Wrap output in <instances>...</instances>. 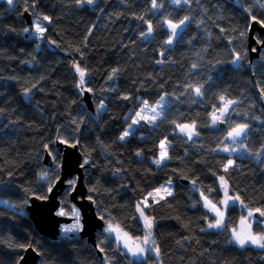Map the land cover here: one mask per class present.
Returning a JSON list of instances; mask_svg holds the SVG:
<instances>
[{"label":"trees","instance_id":"trees-1","mask_svg":"<svg viewBox=\"0 0 264 264\" xmlns=\"http://www.w3.org/2000/svg\"><path fill=\"white\" fill-rule=\"evenodd\" d=\"M156 5L0 1V264H17L29 246L40 254L37 264H264V248L232 242L239 206L226 209L221 229H210L203 202H221L223 177L242 207L264 210V48L250 60L248 45L250 18L264 17V0ZM25 11L32 19L50 18L40 39L32 36ZM171 24L180 25L175 36ZM74 64L86 70L83 90ZM88 89L95 113L82 99ZM162 98L161 117L152 125L141 121L121 140L141 104ZM185 124L195 128V137L177 132ZM238 125L247 126L244 154L232 158L222 148ZM56 141L77 144L87 166V196L104 220L96 246L79 231L44 237L28 217L29 200L47 196L52 178L60 176ZM164 141L167 158L157 165ZM46 150L52 167L42 164ZM45 172L48 179H41ZM165 182L172 183V194L149 201L145 210L157 257L135 260L106 228L111 223L130 239H143L136 206ZM67 186L59 211L70 213ZM258 224L254 233L264 234Z\"/></svg>","mask_w":264,"mask_h":264},{"label":"water","instance_id":"water-1","mask_svg":"<svg viewBox=\"0 0 264 264\" xmlns=\"http://www.w3.org/2000/svg\"><path fill=\"white\" fill-rule=\"evenodd\" d=\"M24 19L27 21L28 25H31L30 13L28 11H25ZM248 34L249 56L250 60H253L259 57L261 48H264V43H257V39L264 41V27L252 21ZM255 35H257V38ZM253 49H255V51H253ZM82 99L85 106L92 113H95L93 99L88 90H84ZM56 146L58 153L61 155L60 176L55 181V187L47 194V199H39L33 196L29 200L25 208L28 217L32 220L34 228L40 235L56 240L61 232L60 227L62 225H68L74 220L69 216H58L56 213L59 211L60 207V196L68 187L66 181L75 178L76 183L74 190L70 191L69 197L70 201L81 213L80 219L83 228L79 231V235L93 246H96L95 237L97 232L104 230V220L97 215L93 201L87 196V188L86 185H84L83 174L87 166L83 163L82 153L79 151L77 144L73 146L68 143L56 141ZM44 154L42 164L47 167H52L51 154H49L47 150ZM255 217H257L259 221L263 220L258 212L255 213ZM39 259L40 254L37 253L32 246H29L25 249L23 256L17 264H37Z\"/></svg>","mask_w":264,"mask_h":264},{"label":"rangeland","instance_id":"rangeland-1","mask_svg":"<svg viewBox=\"0 0 264 264\" xmlns=\"http://www.w3.org/2000/svg\"><path fill=\"white\" fill-rule=\"evenodd\" d=\"M0 1H2V0H0ZM4 1L7 2V0H4ZM30 21H31L30 27H31L32 36H34L35 38H39L40 39L44 32L40 33V32L36 31V23L39 22L40 26L42 28H45L46 20H44L43 18L32 19L31 16H30ZM164 106H165V104H164V99L163 98H162V100H160L159 102H157L154 105H148L147 103H142L140 108L136 112V113H139L140 115L137 116L136 113L133 115V118L131 120V124L128 127V129H126V131L130 134V132L134 129L133 127L136 126L141 121H144V122H146L149 125H152L153 123H155L161 117V113H162V110L164 109ZM103 109H104V107H101V110H103ZM227 110H228V106L224 107L221 111H218V113L215 114L214 117H213V122L215 124H217L218 122H222L223 121V117L227 113L226 112ZM133 121H137V122L133 123ZM185 126H187V127H185L183 131L181 130L182 126H179L177 128V132L179 134L183 135V136L186 135L189 138L195 137V135H196L195 128L192 125H186L185 124ZM123 134H122V136H123ZM243 135H244V132L240 136L235 137V138L230 137L228 135L224 148H228L229 151H227V152L223 151L224 148H222V151L224 153H226L227 155H229V157L232 156V158L233 157H237V156H242V154H244V146L241 144V140L243 138ZM163 144H164V148L163 149L161 147H159L160 153L162 151H166L167 152V148H166L167 147V143L164 141ZM160 153H159L158 159L160 158ZM165 160H166V158L161 162V164L164 163ZM231 162L233 163V159H231ZM231 164L228 163L227 166H231ZM219 186H220V190L222 191V198L220 200L221 202L219 204H213L211 202V204L209 206H207V207L205 206V208H206L207 212L210 214V216L212 218L210 224H215L217 219L220 218V217L217 216V211H219L220 213L223 214V220H222V224H221L220 227H210V229H221L223 227V225H224L223 222H224L225 216H226V212H225L226 209L229 206L233 205V204H237L239 206V209H240L242 215H241V218L237 222L238 224L234 228L235 231L238 232V233H241L242 235H246L248 232H251L253 235L259 236L261 234L254 233V229L256 227L257 222H260V224H258L259 228H261L263 233H264V221H259L258 218L255 217V213H256L255 211H253V215L251 217H249L247 215L249 209H247L245 207H242V205L240 204L239 201H235L234 202L233 200H227V204L226 205L222 203V201L227 199V197H225V195H224V190H225V187L226 188H228V187H227V183L226 184L222 183L221 180L219 181ZM156 189H160L159 194H155ZM156 189L154 191L150 192V193H154V196L147 195L144 198V200L139 202L141 207L144 208V212H145V210L147 208V207H144L145 203L147 205H149L148 204L149 201L150 202H155V201H158L160 199L166 198V196H169L168 193L172 194V183L171 182L170 183L169 182H165L163 185H161L160 187H158ZM227 191H228V196H231L229 194V190L228 189H227ZM161 197H163V198H161ZM233 197H235V196H233ZM203 202L206 203L205 200H203ZM213 205L215 206L216 210H213V207H212ZM137 214H138V216H139V218H140V220L142 222L143 227H145L144 219L140 216L138 211H137ZM145 215H146V212H145ZM242 220L244 221L243 224L241 223ZM73 223H75V221ZM80 223H81V219H80ZM70 225L71 224L62 225L60 227L61 232H62L63 227L70 226ZM145 229H146V234H145V236H146L148 234V232H149V229L147 227H145ZM152 229H153V221H152V228L150 230L151 233H152ZM119 232H120V236L122 237V239H120V240L116 239V234L115 233H112L110 235L111 236L113 235L114 239H116L117 245L120 248V250H122L123 252H126L127 254H129L133 259H135V260L136 259H143L145 256H147L148 253L152 254L155 258L157 257L156 249H154V243H153V240H152L151 236L149 237L148 243L145 244L144 243V237L145 236L143 237V239H139V240L135 239V240H133V239H130L126 234L122 233L120 230H119ZM231 234H232V242H233V244L234 245L236 244V245L240 246L233 239V230H232ZM125 243H127V245H128L127 248L124 247ZM246 245L253 246L255 248L258 247L257 245L250 244V243L245 244L243 247H246ZM138 248H143L144 252L142 254L134 256L132 254V252L136 251ZM129 249H131V251Z\"/></svg>","mask_w":264,"mask_h":264},{"label":"snow or ice","instance_id":"snow-or-ice-1","mask_svg":"<svg viewBox=\"0 0 264 264\" xmlns=\"http://www.w3.org/2000/svg\"><path fill=\"white\" fill-rule=\"evenodd\" d=\"M78 3H82L83 0H77ZM173 2H178V0H173ZM7 3L9 5H11L13 3V0H7ZM87 3L91 4L93 3V0H87ZM152 6L155 8L157 5H156V0H152ZM44 20H49L50 18L45 16L43 17ZM188 18L186 17L185 20H187ZM252 21L260 24L262 27H264V17L260 18L259 20L257 19L256 16H252L250 18ZM185 21H180V24H184ZM171 28H172V35L175 36L176 35V28L179 27L180 25H177V24H171L170 25ZM25 32H28L29 29H25L24 30ZM36 31L37 32H40V33H43L45 31L44 28H42L39 24V22L36 23ZM152 31V27H151V24H149V27H148V33H151ZM147 35V33H146ZM241 35H243V33H241ZM167 43L171 44L172 41L171 39H169L168 41H166ZM257 43H264V41H260V40H257ZM253 51H255V49H253ZM237 61L240 59V56L239 54H237V57H236ZM235 62V61H234ZM75 71L79 74V84L77 85L78 87L81 88V90H83V86L85 85V77H86V70L84 68H82L79 64H74L73 65ZM88 91H91V89H88ZM196 92L197 94H200V90L199 89H196ZM221 99H223V97H221ZM231 103H234L233 101H228L227 104H231ZM227 106V105H226ZM101 107H103V105H101ZM137 116H139L140 114L139 113H136ZM137 121H133V123H136ZM187 127V126H182L181 130L183 131L184 128ZM247 126L246 125H238L236 128H234L231 132H229V136L230 137H238L240 136L245 128ZM129 133L126 131L123 136L120 137L121 140L124 139L125 136H127ZM64 143H66V141H63ZM74 146V145H73ZM160 147L163 149L164 148V144L163 142L161 143ZM223 151L227 152L229 151L228 148H224ZM139 155V153H138ZM167 158V152L166 151H162L160 153V158L157 159L155 161V163L157 165L161 164V162ZM85 163H87V161H85ZM232 162L229 161V164H231ZM83 166V165H82ZM225 170H227V166L225 168ZM41 179H48V176H47V173H43L42 176H41ZM58 179V177H53L52 180L53 182H51V186L48 187V191L51 192L52 191V188L55 187V183L54 181ZM220 180L222 183H225L226 182L224 181V178L223 177H220ZM67 184L71 185L72 187L69 189V191L71 190H74V186H75V183L76 181L75 180H68L66 181ZM170 183V182H169ZM166 190V189H165ZM160 192V189H156V192L155 194H159ZM169 195L171 193H168ZM149 196H154V193H148ZM224 195L225 197H227L226 200L222 201L223 204H227V200H233L234 202L235 201H239L240 200V197L239 196H235V197H231V196H228V191H227V188L225 187V190H224ZM39 199H47V197H38ZM163 198V197H161ZM89 199H91L89 197ZM205 206H209L211 204L210 201H207V198L205 197ZM240 203H243V201H240ZM137 211L139 212L140 216L144 219V223H145V227H147L149 229V232L148 234L144 237V243L147 244L148 241H149V237L151 236V228H152V220L145 215V212H144V208L141 207L140 204H137ZM144 207H150L149 205H147L146 203L144 204ZM213 210H216L215 209V206L213 205ZM245 207H247L245 205ZM255 212H258L260 214V216L264 217V210H261V209H255ZM58 216H65V215H71V217H73L75 219V223L71 224L70 226H65L63 227L62 231L64 233H72V232H78L80 230H82L83 228V225L80 223V216H81V213L78 209H76L75 205L72 206V209H71V212L68 213V212H65L63 209H61L60 211H58L56 213ZM247 215L249 217H251L253 215V211L252 210H249ZM217 216L220 217L219 219H217L216 223L215 224H210L209 227H220L221 224H222V220H223V214L220 213L219 211H217ZM101 219H103V217H101ZM241 223L243 224L244 221L242 220ZM106 232L109 233V234H112V233H115L116 234V239L117 240H120L122 239V237L120 236V232L118 230L117 227H114L111 223L108 224L107 228H106ZM233 239L236 243H238L241 247H243L245 244L247 243H250V244H254V245H257L258 247L260 248H264V234H261L259 236H256V235H253L251 232H248L246 235H242L241 233H238L235 231V229H233ZM21 247H25V246H21ZM125 248L128 247L127 243H125L124 245ZM131 251V249H129ZM158 251V249H157ZM144 252V249L143 248H138L136 251H133L132 254L134 256L136 255H139V254H142Z\"/></svg>","mask_w":264,"mask_h":264}]
</instances>
